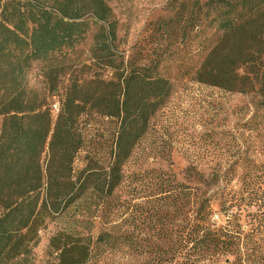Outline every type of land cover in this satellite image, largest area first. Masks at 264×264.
I'll return each mask as SVG.
<instances>
[{"label": "trees", "instance_id": "trees-1", "mask_svg": "<svg viewBox=\"0 0 264 264\" xmlns=\"http://www.w3.org/2000/svg\"><path fill=\"white\" fill-rule=\"evenodd\" d=\"M189 3L182 0L154 29L158 37L197 39V60L184 75L229 92L257 85L264 96V0H195L190 11ZM90 23L98 25L94 41L102 64L121 71L110 81L72 86L52 124L48 111L29 99L25 70L32 61L82 42ZM115 38L104 0H6L0 6V264H32L38 231L49 219L63 220L64 227L49 239L47 264H91L122 250L147 255L140 264H264V228L244 232L235 222L240 204L264 200V182L254 177L253 167L210 172L205 184L216 189L200 194L193 217L185 215L178 230L161 237L166 247L133 231L93 233L98 213L113 212L122 167L172 89V81L160 74L159 59L124 68L120 60L114 66ZM91 113L111 131L109 152L87 157L75 169L85 147L83 116ZM235 178L236 189L227 188ZM187 189L177 184L175 191L183 200ZM229 211L226 224L215 227L212 214Z\"/></svg>", "mask_w": 264, "mask_h": 264}, {"label": "rangeland", "instance_id": "rangeland-1", "mask_svg": "<svg viewBox=\"0 0 264 264\" xmlns=\"http://www.w3.org/2000/svg\"><path fill=\"white\" fill-rule=\"evenodd\" d=\"M4 1L0 0V6ZM104 1L116 24L114 66L120 60L124 61L120 68H124L159 59L160 74L172 81V89L122 167L123 181L116 190L113 212L101 217L98 213L93 233L103 229L133 231L148 239L154 237L166 247L168 242L161 237L178 230L185 215L193 217L200 194L216 189L205 184L210 172L248 171L253 167L258 170L254 177L264 182V96L257 85L245 92H229L199 84L184 75L193 71L197 60V39H183L175 33L158 37L154 32L155 23L172 16L182 0ZM193 1L189 0V11L195 7ZM98 31V25L90 23L82 42L53 52L45 60L32 61L25 70L29 99L48 111L52 124L60 102L72 86L110 81L121 71L102 64L94 41ZM83 119L81 137L85 147L74 161L75 169L82 168L87 157H101L103 152L107 157L111 143V131L107 132L101 117L91 113ZM46 160L47 147L41 158L44 168ZM197 171L203 174L201 180ZM237 183L235 178L227 188L236 189ZM177 184L188 187V196L183 200L175 191ZM240 205L241 214L235 217L238 227L244 232L251 228L262 230L264 200ZM212 208L217 210L216 205ZM230 217V211L216 212L211 221L219 228ZM62 227L63 220L45 221L38 231L32 264H47L52 258L48 254L49 239ZM146 257L122 250L91 264H140ZM227 257L231 260V256ZM218 263L225 264L222 260Z\"/></svg>", "mask_w": 264, "mask_h": 264}]
</instances>
